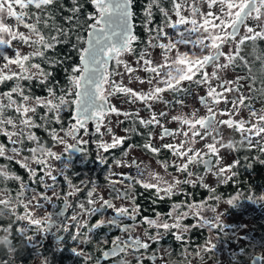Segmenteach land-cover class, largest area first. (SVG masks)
<instances>
[{
    "label": "snow or ice",
    "instance_id": "6c2138e0",
    "mask_svg": "<svg viewBox=\"0 0 264 264\" xmlns=\"http://www.w3.org/2000/svg\"><path fill=\"white\" fill-rule=\"evenodd\" d=\"M55 3L56 0H0V57H3L6 61L0 67V83L15 80L13 87L9 91L0 93V134L7 136L13 145L10 149H6L3 144H0V156H4L9 160L16 158L22 151V147H18L17 145H22L26 138L28 141L36 142V147L29 149L32 153L31 160L40 165L44 172V176L40 177L39 183L43 186L45 192L37 193L36 189L30 188L22 182L20 191L16 197L9 196L11 200L15 201L14 204L10 203L9 199H0V206H2L0 208L8 205L9 207L5 210H12V214H15V207L23 203L25 212L24 215L16 216L17 221H27L29 225L36 226L37 231L42 230L41 225H45V228H47L50 216L40 219L33 215L32 210H38L43 207V204L40 203L41 200L50 202L51 198L47 195L48 190H52L55 194V182L57 178L55 175H52L49 159L59 161L62 157L60 154L39 143V138L31 129L46 127L53 122L61 124V114L71 108L74 110L72 116L74 123L69 125L65 131V135L70 136L74 143L71 145L66 144L65 139L60 137L54 128L49 131V135L54 143L65 145V152L69 149L76 148L83 153L85 150L80 145L86 144L88 141L79 138L78 134L81 129L84 130L85 135L90 134L88 125L92 123L95 125V132L103 135L101 129L106 126V117L109 114H116L117 116L123 115L125 118L131 115L128 112H122L110 103L109 97L117 93L128 95L130 101L133 103L137 100L144 102L150 109L151 104L149 102L160 100V94L164 91L171 90L177 94L186 91L181 87L182 81H192L197 84L207 85V96L199 97V101L208 109V115L199 117L194 110L191 115L181 114L172 116L171 119L178 121L181 125L180 129L174 131L160 125V120L155 113H152L151 118L148 120H139V123L145 127L154 124L160 125L162 128L160 133L161 139L169 136H183L184 139L180 140L178 144H166L163 147L170 150L173 156L182 158V162L176 165L177 172H186L189 178L194 175L189 170L190 165H203L207 171H213L219 165L220 157L218 155L219 148L217 145L221 148L227 147L231 149L235 147L234 142L229 141L225 144L223 139L219 138L220 132L218 125H227L229 128H234L241 133V143H247L249 148L257 147L261 153H264V143L257 141L253 145V138L262 137V134H264V113H258L252 109L250 103L245 104V100L248 99L250 101L251 97H245L243 94H239L232 100L233 108L231 112L222 111L217 113L214 111L221 101L224 103L229 102L226 93L240 92L239 80L241 78L237 77L235 81H222L218 86L221 91H217V88L212 87L209 83L213 78H219L218 73L221 70L230 66L235 67V61L237 59L243 60L239 56V52L246 40L256 41L258 39H264V29L256 32L253 28L247 27L245 24V21L249 17L257 20L261 18L262 13H264V0H172V11L177 17L175 21H172L168 10L161 6L160 0H149L144 9L145 29L149 34L148 46L152 48L159 47L163 50V63H154L146 49L140 51L136 61L137 65L141 66L142 62L143 70L147 73L155 74L157 80L156 85L150 88L148 92H136L124 86L122 82L117 83L112 77L121 75V73L110 70L109 68L110 62L114 61L117 69L123 65L124 71L129 74L136 71V69L122 59L125 53H135L133 44L138 40V37L134 33L133 0H90L95 12L87 14L86 21H91V23L86 22L85 24H80L79 22V13L83 6L79 4V0H71L72 7L65 9L70 14L63 17L65 24L69 25L68 27L57 23L55 14L48 10ZM202 3H207L209 9L219 3L221 6V15H214L211 11L208 13L201 12L200 4ZM154 6L159 8L165 18L164 23L155 29V36L152 35L153 29L148 27L152 22V9ZM17 7L19 11L14 10ZM29 8H34L36 11L30 12ZM184 10L188 11V16L182 14ZM253 13H255V16H253ZM9 18H14L15 30L13 26L6 23V20ZM216 20L219 21L218 24L214 22ZM41 24H43V29L50 30L49 35L46 36L44 34L43 29L40 27ZM210 25L211 27H209ZM20 26L27 29V33L19 31ZM181 26H184L183 30H181ZM242 26L245 27L246 33L236 42L235 54L229 53L225 55L221 50L223 45L230 40L235 41ZM165 27L175 30L179 39L173 41L171 37H168V34L164 31ZM81 30L86 32V37L82 34ZM193 34H196V38L190 39ZM73 36H75L76 42L71 44V50L78 52L79 64L73 65L70 71L65 69L68 80L67 87L61 88L59 95L56 94L53 86L46 87L47 97H33L30 92L26 94L21 81L27 80L31 82L35 79L39 84L47 85V82L54 74L51 71L43 69L39 63L32 62V59L41 58L50 67H55L57 64L63 63L62 60L47 57L46 53L49 50L55 49L60 44H69ZM162 37L167 38L168 42H161ZM13 40H19L29 47H34V50L28 54H22L18 49H14L15 57L11 58L3 49L6 47L11 48ZM206 40L210 42L205 43ZM188 43L198 46L201 50L200 53L190 55L177 51L175 57L170 58L169 53L178 44ZM80 45L85 46L80 47ZM205 50H207L206 55L204 54ZM222 56L226 60L224 64L219 63ZM257 58L259 59V57ZM244 63L247 64L246 61ZM13 64L19 69L18 72L12 71L10 66ZM208 66L213 68L211 74L207 71H202ZM5 69L8 71L5 72ZM250 71L251 68L249 66ZM261 71L264 72V65H262ZM197 73H201V78L194 80ZM136 79L140 80L141 83L145 82L140 77H136ZM251 80L252 84L249 87L250 91L254 92L256 91L254 87L256 79L255 77H251ZM147 82L151 85L152 79H149ZM161 84L164 87H161ZM260 91L264 92V82H262ZM13 94L18 99L14 98ZM209 98L211 103H209ZM177 103H182V101H177ZM37 107H43L46 110L45 114L40 117L43 124H37L34 119ZM241 107H247L249 109V120L241 119L237 121L232 118L234 114L240 111ZM9 110H14L17 115L15 117L8 116L7 112ZM218 114L228 115L229 119L218 120ZM165 115L166 113L164 112L159 114L160 117ZM246 125L248 126L246 127ZM185 126H187V130H184ZM9 127L11 130H9ZM107 130L109 134H112V128L110 126ZM125 131H134V129H125ZM151 136L152 134L149 133V141ZM198 136L202 140L209 136L212 137L213 142L204 145L207 152H203L194 147ZM125 139L127 137H118L112 134L111 143L100 142L98 148L107 152L109 149L122 146ZM129 147L131 148L132 146L130 145ZM144 148L153 153L160 151V149L153 147L150 142L145 143ZM9 152L11 155H7ZM27 161L28 158H25V162L21 166L28 168L30 177L34 179L37 173L29 167ZM99 162L103 164L105 161L103 158H100ZM260 162L264 163V161ZM117 163L119 164L120 162L117 161ZM238 163L239 161H234L232 165L226 168L221 167L215 174L223 175L226 172H230ZM132 166L137 169L135 177L122 174L121 180L110 181V183H123L127 180L130 182L127 186L129 191L132 187L131 182L140 184L145 189L154 188L159 199H164L165 196L171 197L173 194L180 192L179 185L182 183H194L191 179L181 181L175 177L170 182L165 177L151 171L148 172L150 179H144V173L147 171V167H142L135 161L132 162ZM248 166L251 167V165ZM163 167L167 169V163H163ZM57 171L61 174L64 173L59 169ZM231 174L235 175V173ZM0 177L4 180L12 178L20 179V177L10 173L4 167H0ZM45 177L50 178L52 183H47ZM65 179L67 180L68 177L65 176ZM68 186L72 191L66 194L65 205L68 204V197L80 190L79 188H74L70 180L68 181ZM94 191L95 189L88 192L87 203L89 207L85 208L83 204L79 205L82 214L90 218L96 214H102L108 209H112L114 215L107 219L102 218L96 224L88 227L87 233H80L78 231L76 235H73L72 239L76 240L80 235H83L85 242H87L91 238L90 234L97 228L113 226L119 228L121 232H128L129 238L127 240H121L120 237H116L112 241L113 247L103 253V260L115 257L120 253H126L130 248L135 251L148 249V243L143 242L139 237L134 238L131 236V233L137 226V216L140 211L139 206L135 204L134 196H130L129 191H120L114 188L113 191L115 192L116 199L132 200L131 209L125 206L116 207L112 200L103 199L102 197L100 206L96 207L97 201L92 199ZM236 199V197H233L228 203L233 204ZM187 207L189 212L181 213L179 210L182 208V204L176 203L172 205V211L168 215L172 217L174 223L161 222L159 219L144 217L141 223H147L149 227H155L157 229L155 236L148 235L147 230H145V234L148 235L149 240L153 242L162 240L163 235L159 231L161 228L165 231L176 228L180 230V233L187 231L182 226L181 220L193 211H195L196 215L200 216L199 227H208L209 229L220 228L222 230L223 225L220 215H216L213 220L203 215L206 210L215 212V208H210L206 203L189 204ZM156 215L158 218L161 216L160 213ZM124 219L131 220L133 223L122 224V220ZM72 220L78 230L87 226V220L81 222L80 218L76 215H73ZM18 231L21 235H25L28 229L21 227ZM31 239L32 236H27V240L30 241ZM175 239L180 241L182 234H176ZM214 247L215 244L208 241L206 242L204 250L213 251ZM165 251L170 253L169 249H165ZM73 252L77 255H84L82 252H77L76 249H73ZM136 258L138 264H142L141 257L138 256ZM44 264H47V261H44ZM97 264H101V261H97ZM119 264H128V262L121 259ZM261 264H264L262 258Z\"/></svg>",
    "mask_w": 264,
    "mask_h": 264
},
{
    "label": "rangeland",
    "instance_id": "374dc122",
    "mask_svg": "<svg viewBox=\"0 0 264 264\" xmlns=\"http://www.w3.org/2000/svg\"><path fill=\"white\" fill-rule=\"evenodd\" d=\"M166 10H168L172 21H175L177 17L172 11V2H171L170 7L167 8ZM200 11L203 13H208L209 11H211L214 15L218 16V15H221V6L219 3H217L211 9H209L207 3H202L200 4ZM182 14L185 16L189 15L187 10H184ZM253 16H255V13H253ZM164 19L165 18L163 17L162 13H160V20L157 25L158 26L162 25L164 23ZM214 22L217 24L219 23L218 20ZM6 23L10 26H13L15 30V22L13 18L7 19ZM245 24L247 25V27L253 28L254 31L256 32L261 31L262 29H264V13H262V16L259 20L249 17L245 21ZM150 25L151 24H149L148 27ZM183 27L184 26H181V30H183ZM209 27H211V25ZM152 28L154 27L152 26ZM18 30L21 32L27 33V30L23 28V26H20ZM164 31L168 34V37L172 38L173 41L179 39L177 32L175 30L165 27ZM144 32H145V38H144L145 45L143 46V48H138V45H136V42H134L133 47L135 48V53L134 54L125 53L122 57V59L125 62H127V64L132 66L134 69H136V71L132 74H129L124 71L123 65H121L117 69L114 61L112 62V66L110 69V70H115L121 73V75H115L112 77L114 81H116L117 83L122 82L124 86H127L136 92H148L150 88L155 86L157 83L155 74H150L143 70L142 62H141V66L137 65L136 61H137V57L139 56L140 51L146 49L147 52L150 54V58L154 61V63L156 64L163 63V55H162L163 50L160 49L159 47L152 48L148 46L149 34L145 29V24H144ZM245 33H246V29L245 27L242 26L240 33L236 37V40L235 41L230 40L228 43L224 44L223 53H225V55L229 53L235 54L236 42H238L240 37L244 36ZM152 35L155 36L154 31ZM195 38H196V34H193V36L190 39H195ZM161 42L167 43L168 39L165 37H162ZM209 42L210 41H207V40L205 41V43H209ZM14 49H18L22 54H28L29 52L34 50V47H29L28 45L23 44L19 40H13L12 47L11 48L6 47L3 49V51L6 52L9 57L14 58L15 57ZM177 51H179L180 53H188L191 55L194 53L199 54L201 50L198 46H194L192 43L178 44L177 47L173 49L171 53H169L170 58H174ZM204 54L205 55L207 54V50L204 51ZM5 63L6 61L3 59V57H0V67H2L3 64ZM219 63L221 64L226 63V60L223 56L220 59ZM10 67L12 71H17V72L19 71V69L17 68L15 64L11 65ZM7 71L8 70L5 69V72ZM203 71H207L209 74H211L213 71V68L210 66L208 68H205ZM218 76H219L218 79L213 78L211 81H209L212 87L217 88V91H220L218 87L220 82L235 81L237 77H239L241 78L239 80V87L241 88V90L238 93V95L243 94L246 97L249 86H248L247 81L244 79V75L241 72L234 71L233 68L230 66L228 68L221 70L218 73ZM136 77H140V79L144 80L145 82L141 83L140 80L136 79ZM196 77L197 75L194 77V80ZM149 79H152L151 85L147 82ZM191 82L192 81H182L181 82V87H183L186 91H184L182 94H178L176 98L172 96L171 90L164 91L163 93L160 94L161 96L160 100L149 102L151 104L150 109L145 105L144 102H141L139 100L135 101L134 103L131 102L129 96L123 93H121L122 94L121 96H118V95L111 96L109 97V100L112 105H114L117 109L121 110L122 112H128L138 118L146 117L149 119L152 113H155L160 120V125H163V127L167 126L170 128L180 129L181 128L180 123L178 121L172 120L171 119L172 116H177L181 114L191 115V113L194 110L196 112L197 110H199V113H197L199 117H203L208 114V109L205 106H200V101H199V97L207 96V90H208L207 85L193 83V86L191 87L190 86ZM14 83H15V80L12 82V85H14ZM21 83H23V81H21ZM160 86L164 87V85L162 84ZM60 92L61 90L57 91L56 94L59 95ZM13 95H14V98L18 99V97L15 94ZM47 95L48 93L46 92V95L44 97H47ZM226 95H227V99L229 102L224 103L223 101H221L214 109V111H216L217 113H220L222 111L231 112L233 108L232 100L234 99L233 98L234 95L232 93H226ZM177 101H182V103H177ZM209 103H211L210 98H209ZM241 108L243 109L242 110L240 109V111L234 114L232 118L237 121L241 119L246 120V121L249 120V114H247V108L246 107H241ZM39 109H41L40 112H38L40 114L35 113L34 117L40 116V115L43 116L45 114L46 110L43 107H37V110ZM71 110L69 114L73 113V110L72 112ZM161 112L166 113V115L163 117H160L159 114ZM66 113L67 112L65 110L61 114V117H62L61 124H56L54 122L50 124L54 127H58V128L64 127L68 129L69 125L71 123H74V120L72 119V117L68 119L63 118L65 117ZM16 115H17L16 113L12 114L13 117H15ZM124 118L125 117L123 115L117 116L116 114H109L106 117V122H105L106 126L102 127L101 129V132L103 133V135H101L100 133H96L94 131L95 134L93 133L94 135L92 136L91 140L86 144H82L83 147H87V148L90 144H92L91 148L93 149V153L90 154V151L86 150V153L88 156H84L83 158H80L78 160V166L86 165L87 159H85V157H88V160H90V158L93 157L94 161L98 163V166L102 168L103 166L106 165L105 162H107L106 159L108 158V155L113 154L109 158H111L112 161L113 160H115L116 162L119 161L121 167H125L127 165L129 166L133 159L138 160L137 161L138 164H140L142 167L143 166L149 167V170L147 168V171H145L144 173V179H150V177L148 176L149 171L155 172L159 174L160 176L165 177V179L170 182L173 180V177L181 178L182 177L181 173L183 172H167L166 173V169L163 167V163H167V161H170V162L173 161L171 159L173 155H172V152L168 150L167 148H164L163 145L178 144L180 140L184 138L183 136H180L179 138L174 137L171 139H166V137H164L163 139H161L160 138V129H161L160 125H156V124L151 125V127L153 128V129L151 128L152 142L155 148L160 149L158 153L164 154L165 152H167L168 154H170V158L167 161H161L155 158L154 156H152L150 153L141 152L134 146H132L131 148L129 146H117L116 148L109 149L107 152H105L103 149L98 148V144L100 142L111 143L112 134L118 137H127V139L125 140L130 139L128 132L125 131L126 129L124 127L125 121H123L124 123H121V121ZM217 119L227 120L229 119V116L218 114ZM109 126L112 128V134L108 133L107 129ZM247 126L248 125H246V127ZM58 128H57L58 135L65 139L66 144L68 145L72 144L74 141L71 140L70 136L65 135L66 130L64 132L58 131ZM218 128L219 130L221 129L220 138L223 139L225 144H227L229 141H232V142L237 141L235 146H238L241 144V142L239 141L241 139L240 132L236 131L234 128H229L227 125H218ZM9 130H11L10 127H9ZM184 130H187V126H185ZM31 131L34 133L32 129ZM3 136L4 138H6L5 141L7 143V146H5V148L10 149L11 147H13V145L9 141V138L5 135ZM87 138L88 136L83 134L81 140L87 141ZM196 140L197 142L194 145V147L196 149H200L203 152H207V149L204 147V145L206 143L213 142L211 136L206 137L203 140L200 139V137L198 136ZM24 142L33 144V147H35V144H36V142L28 141L26 138L24 139ZM17 146L20 147L19 145ZM217 147L219 148V152H218V155L220 157L219 165H217L213 169V171H205V173H203L202 175L195 176L196 177L195 179H198V182H199L198 184L200 187L203 186L204 188H209L210 190L214 189L218 184L222 182H226L227 180H229L230 177L233 176L231 174L233 173L232 169L230 172H226L223 175L215 174L219 168L221 167L226 168L227 166L232 165L234 162L232 158L230 157L231 153H230L229 148L227 147L221 148L219 147V145H217ZM64 148H65L64 144H57L55 147H52L50 149L56 152L57 154H59L61 150ZM7 155H11V153L9 152L7 153ZM100 158H103V160L105 161L103 164L99 162ZM175 158L176 159L173 161L175 165L182 162V158L176 157V156ZM196 166L197 165H190V170L193 172V170H196L195 169ZM83 168L84 167H82V169ZM130 169L132 170V172H130L131 175H135L137 173L136 167L134 169V167L130 165ZM130 169L127 168L128 171H130ZM112 171L114 173L119 172L116 169H112ZM84 175L85 173L81 174L82 177L80 181L83 180ZM193 177L194 176L190 178L188 177V178L193 180L192 179ZM45 180L47 183L49 182L48 177H45ZM0 184L5 185L6 187L9 185L7 180H4L3 178ZM93 189H95V191L93 192L92 199L96 200L98 204L99 202H101V197L105 199L106 192H104V188L99 185L92 187V190ZM48 191H49L48 192L49 195H53L52 190H48ZM69 191H72V190L71 189L66 190L67 193ZM183 191L184 190H182V192ZM65 196L66 194L64 195V199H65ZM233 197H236L237 199L233 202V204H229L228 201L231 200ZM249 197H251V199H249ZM245 198L246 199H243L240 195L236 194L228 198H223L222 196L216 197L215 202L211 204H209L210 199H212L211 197H205V199H203L202 201L196 202V204L206 203L210 208H215L216 210L215 212L206 210L204 211L203 215L209 218L210 220H213L216 215H220L223 228L222 230H220V228L209 229L208 227H203V228L199 227L198 225L200 221V216L196 215L195 211L190 212L188 216L183 217V219L181 220L182 225H184V222L186 221V219H193V224L197 228L204 230L206 234L205 240L202 242L201 245L190 248L184 253L186 264H250L251 258L255 255L259 256L260 259L262 258V261H264V194L260 196H256V197L253 195H250ZM69 204H71V202H69ZM81 204H83L85 208H87L86 204H84L81 200H77L75 207L72 206V212L74 211L73 215L78 216L81 222H83L84 219L86 218V215L82 214L81 212V209L79 207V205ZM97 204H96V207H97ZM171 211L172 209L169 210L168 214ZM179 211L181 213L189 212V209L188 207L187 208L182 207ZM33 215H35L37 218L43 219L45 213L41 214L39 210H37V213H34ZM72 217H71V221H73ZM98 218L99 220H101L102 218L107 219V215L98 216ZM156 219H159L161 222L174 223V220L169 215H166L164 217L160 216L159 218L157 217ZM99 220H97V222ZM257 221L261 222V228H258L256 226ZM16 223H17V226L15 225V227H18V229L21 227H25L28 229L29 226L30 227L33 226L32 228H29L33 231L28 232L25 235L33 237L34 235L40 236L41 234H43V230L37 231L36 226L29 225L27 221H18ZM184 232L187 233L188 231H184ZM208 241H211L212 243L215 244L213 251L204 250L206 247V242Z\"/></svg>",
    "mask_w": 264,
    "mask_h": 264
},
{
    "label": "flooded vegetation",
    "instance_id": "af4514ba",
    "mask_svg": "<svg viewBox=\"0 0 264 264\" xmlns=\"http://www.w3.org/2000/svg\"><path fill=\"white\" fill-rule=\"evenodd\" d=\"M223 47L221 49L222 52H223ZM112 62L110 63L109 66L110 69L112 66ZM12 86L8 87L5 90L1 89L0 93L9 91L12 88ZM261 87L258 89V91H254V92L250 91V87H249L246 97H251V100L249 101L248 99H246L245 102V104L250 103L251 108L257 111L258 113H264V92L260 91ZM232 94L234 95L233 98L238 96V93L232 92ZM200 106H204V105H200ZM242 109L243 108H241V110ZM197 113H199V110H197ZM12 114H15L14 110H9L7 112L8 116H12ZM247 114H249L248 108H247ZM140 119L148 120L149 118L139 117V120ZM139 120L136 121L139 123ZM165 128H168L169 130H173V131L177 130V128H170L167 126ZM65 130H67V128L64 127L58 128V131L64 132ZM161 131L162 128L160 129V133ZM219 131L221 133V129ZM83 134H84V130L81 129V131L78 134L80 139L82 138ZM46 136L47 137L45 139L39 140V143L43 144L47 148L55 147L57 143L53 142L50 135L46 134ZM262 137H264V134H262ZM262 137H254L253 145H255L257 141L264 143V138ZM171 138L173 137L172 136L166 137V139H171ZM5 140L6 138H4L2 134H0V143H2L4 146H7ZM130 145L136 147L134 144H124V143L122 144V146H130ZM19 146L22 147V151L21 153L18 154L16 158L9 160L4 156H0V167H4L10 173L20 177L19 180L14 178L8 179L7 182L9 183V185L7 187L3 184H0V198H3V196L5 195L15 198L17 193L20 191L22 182L24 184H27L30 188L36 189L37 193L45 192V189L39 183L40 177L44 176V172L41 169L40 165L36 164L34 161L31 160L32 153L29 151V149L33 148V144L23 143L22 145ZM80 147L85 150L82 153V155L84 156L87 155L86 153L87 147H83L82 145H80ZM249 149L251 152L259 151L257 147H252ZM68 151L65 152V148L61 150L59 154L62 157L59 161L55 159H49V163L52 168V175H55L57 179L55 182V194L53 193V195H49L48 193L49 191H47V195L51 198L50 202H45L43 200L40 201V203L43 204V207L38 209L39 212L41 214L45 213L44 217L50 216V220L47 228H45V225H41L43 234H41L40 236L34 235L32 239L29 241L27 240L28 235H25L24 237V235H21L20 232L18 231V227H15V225L17 226L16 222H18L16 220V216L22 215L25 212L23 203L15 207L14 209L15 214H12V210H8L10 212L9 218H0V235L3 234V229L5 227L10 228L11 239L13 240L14 244L20 246V250L15 254V264H44V258L47 259V264H97V261H101V264H119V261L121 259L126 260L128 264H138V260L136 258L138 256L141 257L142 264H186L184 253L190 249L189 244L191 240L189 238V235L190 232L193 230V224L191 223H190L191 225L185 224V222H187L188 220L192 221L193 219H186L184 225H182L184 228L187 229L188 231L187 233L185 232L180 233V231L176 228H172L167 231H165L162 228L159 229L160 233L163 235V239L159 240L158 242H153L148 238V235L155 236L157 234V229L155 227H149L147 223H141V221H143L144 217H148L150 219H156L157 213H160L161 216L163 217L168 215L169 210L172 209V205L176 203H180L182 204L183 208H187V205L189 204H196V202L202 201L199 200L198 198L193 199L192 198L193 196L190 193L192 189L199 187L198 179H195L196 178L195 176L198 175L200 172L198 166L195 167L196 170H193L194 173L193 175L194 177L192 178L194 181L193 184L182 183L179 185L181 189L180 192L173 194L171 197L165 196L164 199H159L156 195V191L154 188L145 189L140 184L131 182L132 187L131 190L129 191L127 186L130 182L127 180H125L123 183H119V182L116 184L110 183V181L121 180L122 174L131 175L130 172H132V170L130 169V165L132 166L133 161H135L138 164L137 162L138 160L133 159L129 166L127 165L125 167H121L120 163L118 164L115 160L112 161L108 155V158L106 159L107 162H105L106 165L103 166L102 168L98 166V168L100 169V173L102 174H99L94 170L95 175L99 174L98 176H95V175H90L89 171H87V174L84 171H80L78 168V160H79L78 155L72 156L69 154ZM254 156L258 158L257 154ZM25 158H28L27 162L29 164V167L31 169H34L37 173L34 179L30 177L29 169L21 166V164L25 162ZM175 159L176 158L173 156L172 160L174 161ZM173 161H171V168H170L172 170H170L167 167L169 170L166 169V173L177 172L176 165L174 164ZM127 168H129L130 171H128ZM147 168L149 170V167ZM57 169L63 171L64 173L61 174L59 171H57ZM112 169H116L119 172L114 173ZM189 170H190V166H189ZM84 173H85L84 178L82 181H80L82 177L81 174ZM181 174H182L181 178L177 177L179 180L184 181L186 179H189L186 172H183ZM65 176L68 177L67 180L65 179ZM131 176L135 177L136 174ZM69 180L71 181L74 188H79L80 190L74 192L71 198L69 196L68 204L65 205L64 195L67 194L66 190L70 189L68 186ZM1 181H2V177H0V182ZM48 183L49 184L52 183L50 178ZM98 185L104 188V192H106L105 199L112 200L113 204L116 207L125 206L131 209L132 200L116 199L115 192L113 191L114 188L120 191H129V195L134 196L136 205H138V200L140 203V199H142L144 196L147 195L151 196L152 208H150V210L142 211L141 206L138 205L140 211L137 216V226L135 230L131 233L132 237L134 238L139 237L143 242L148 243L149 244L148 249L146 250L140 249L139 251H135L130 248L126 253H120L115 257H112L107 260H103L102 259L103 253L105 251H109L113 247L112 241L116 237H120L121 240H127L129 238L128 232H121L119 228L113 226H102L97 228L93 233L90 234L91 238L87 240V242H85V238L83 235H80L79 238L76 240L72 239L73 235H76L78 231L80 233H87L88 227H91L93 224L97 222V220H99L98 216L107 215V218L108 216L110 218L114 215L113 210L108 209L104 211L102 214H96L94 216H91L90 218L86 216L84 220H87V226L79 230L77 229L75 223L71 221V217L74 212V211L72 212V206L75 207L77 200H81L84 204L87 205V207H89L87 203L88 192L92 190V187ZM182 190L184 191L182 192ZM29 195H31V193H29ZM175 198H181V201L178 202L173 201L171 203L169 202V200H173ZM161 201L168 202L167 212H163V211L159 212L158 210H156L158 204ZM69 202H71V204H69ZM99 206H100V202L97 204V207ZM32 211L33 214L37 213V210H32ZM151 214L153 216H150ZM132 223L133 222L128 219L122 220V224H132ZM32 227L29 226V228ZM29 228H28L29 231H27V233L33 231ZM145 230H147L148 235L145 234ZM176 234H182V239L180 241H177L175 239ZM73 249H76L77 252L84 253V255L75 254L73 252ZM165 249H169L170 253L166 252ZM5 262H8V257L5 254L0 255V264H5ZM10 264H12V262H10Z\"/></svg>",
    "mask_w": 264,
    "mask_h": 264
},
{
    "label": "trees",
    "instance_id": "16d2710c",
    "mask_svg": "<svg viewBox=\"0 0 264 264\" xmlns=\"http://www.w3.org/2000/svg\"><path fill=\"white\" fill-rule=\"evenodd\" d=\"M149 2V0H133L132 10L134 13L133 17V23L135 25L134 27V33L138 37V40L136 41V45H138V48H143L145 45L144 38H145V32H144V24H145V16H144V9L145 5ZM172 0H160L161 6H163L165 9L169 8L171 5ZM79 4L83 7L81 8V11L79 13V22L80 24L91 23V21H86V17L88 13H94L95 9L93 5L90 3V0H79ZM63 5V7H61ZM72 3L71 0H56V3L49 7V11H52L55 14L56 22L63 25L64 27H68L69 25L65 24L63 17L68 16L70 13L65 11L66 8H71ZM14 10L19 11L18 7ZM30 12H35L36 10L34 8H29ZM160 10L158 7H153L152 9V22L149 28L153 29L155 33V29L157 28V24L160 20ZM14 19V18H13ZM15 22V20H14ZM152 26L154 28H152ZM40 27L43 29V24L40 25ZM27 30V29H26ZM44 34L47 36L50 34L49 29H43ZM82 34L86 37V32H83L81 30ZM75 36L72 37V40L69 44H60L55 49L47 51L46 55L50 58H55L58 60H62L63 63L57 64L55 67H50L48 63H46L41 58H33L32 62L39 63L43 69L46 71L53 72V76L49 79L47 82V85L39 84L37 80H33L31 82L24 80L23 81V87L25 89L26 94L30 92V94L33 97H44L46 95V87L47 86H53L55 91H60L61 88L67 87L68 80H67V73L65 72V69L68 71L71 70L73 65L79 64V56L77 51L71 50V44L75 43ZM85 45H80V47H83ZM239 56L243 58L237 59L235 61V67H232L234 71L241 72L244 75V79L247 81L248 86L252 84L251 77H255L256 83L254 84V87L256 91L262 86V82H264V72L261 71L262 65H264V40L258 39L256 41L246 40L245 43L241 46ZM259 57V59L257 58ZM244 61L247 62V64L244 63ZM254 63V64H253ZM249 66L251 68V71L249 72ZM203 71V70H202ZM201 78V73H197L196 79ZM14 80H8L3 83H0V90L1 89H7L12 85V82ZM194 82H191L190 86H193ZM183 88V87H182ZM184 89V88H183ZM184 91L178 93L182 94ZM257 93V92H256ZM177 93L172 92V96L174 98L177 97ZM258 94V93H257ZM118 96H121L120 93L117 94ZM259 95V94H258ZM41 109L37 110L36 113L40 112ZM71 108L66 110L65 117L63 118H70L72 117V114H69ZM73 110V109H72ZM71 110V112H72ZM74 112V110H73ZM40 114V113H38ZM39 117V118H38ZM40 116H35L34 119L37 124H43V121H41ZM136 120H139L138 117L134 115H130L128 118H124L123 121H125L124 127L126 129H134V131H128V134L130 136L129 140H125V144H134L138 150L144 153H150L155 158L161 160V161H167L170 158V154L165 152L164 154L160 153H153L149 151L148 149L144 148V144L150 142L151 145L154 147L152 142V136L149 141V133L151 132V125L148 127H145L141 124H139ZM57 129L58 127H54L51 124H48L46 127H36L32 130L34 131V134L39 138V140L45 139L47 135H49V131L51 129ZM48 133H47V130ZM174 138V137H173ZM241 142V139L239 140ZM237 142V141H236ZM236 142L234 144L236 145ZM26 143V142H23ZM90 144L87 148V151H90V154L93 153V149L91 148ZM119 150V149H118ZM230 150V157L233 161H239V163L232 168V172L235 173L232 177L229 178L226 182H222L218 184L214 189L210 190L209 188H204L203 186L196 187L195 189H192L190 191L191 195L193 196V199L198 198L199 200L205 199V197H211L209 204L215 202V198L222 196L223 198L232 197L236 194L240 195L243 199H246L245 197H248L250 195L253 196H260L264 194V163H261L260 161H264V153H260L259 151L251 152L247 143H241L238 146H235L234 148H229ZM117 151V150H115ZM258 156V159L256 155ZM113 154H109V157ZM88 156V155H85ZM79 159L83 158L84 155L82 153L78 154ZM173 157V156H172ZM175 157V156H174ZM86 165L78 166L80 168V171H84L87 174V171L90 172V175H95L94 170L96 172L100 173V169L98 168V163L94 161V158L91 157L90 160H88V157H85ZM172 159V158H171ZM168 168H171V162L167 161ZM248 165H251L249 167ZM200 169L199 174L202 175L205 173V169L203 165H197ZM82 167H84L82 169ZM167 168V169H168ZM82 169V170H81ZM168 169V170H169ZM172 170V169H170ZM98 174V175H99ZM196 174V173H195ZM198 174V175H199ZM95 175V176H98ZM215 197V198H213ZM178 202L181 201V198H175L173 200H169V202ZM151 196L147 195L144 196L142 199H140V203L138 200V205L141 206L142 211L150 210L152 208L151 206ZM167 201H161L156 210L167 212ZM155 210V211H156ZM150 216H153L152 214ZM193 224V220H188L185 222V224ZM257 227L261 228V222L257 221ZM190 224V225H191ZM205 232L204 230H201L200 228H197L193 224V230L190 232L189 238L191 240L190 242V248H193L195 246H199L202 244V242L205 240ZM4 254L2 250H0V255ZM252 259V258H251Z\"/></svg>",
    "mask_w": 264,
    "mask_h": 264
},
{
    "label": "clouds",
    "instance_id": "9594fccd",
    "mask_svg": "<svg viewBox=\"0 0 264 264\" xmlns=\"http://www.w3.org/2000/svg\"><path fill=\"white\" fill-rule=\"evenodd\" d=\"M0 199H9L10 203H15L14 200H11V198L6 195ZM8 207V205H5L3 208H0V218H9L10 212L8 210H5ZM0 250H2L8 257L7 264H10V262H12V264H15V254L20 250V246L14 244L13 240L11 239V231L7 227L3 229V234L0 235ZM44 261H47V259L44 258Z\"/></svg>",
    "mask_w": 264,
    "mask_h": 264
},
{
    "label": "water",
    "instance_id": "95a60500",
    "mask_svg": "<svg viewBox=\"0 0 264 264\" xmlns=\"http://www.w3.org/2000/svg\"><path fill=\"white\" fill-rule=\"evenodd\" d=\"M242 28V27H241ZM241 30V29H240ZM240 33V32H239ZM238 33V34H239ZM111 63V62H110ZM109 66H110V64H109ZM208 67H210V66H208ZM208 67H206V68H208ZM200 105H202L201 103H200ZM73 114H74V112H73ZM88 128H89V133L90 134H88L87 136H88V142L91 140V138H92V136H93V133H94V124H92V123H90L89 125H88ZM220 132V131H219ZM69 154L70 155H72V156H76V155H78V154H80L81 152L78 150V149H76V148H72V149H69ZM204 169H205V167H204ZM205 171H207L206 169H205ZM250 264H261V259H260V257L259 256H257V255H255V256H253L252 257V259H251V263Z\"/></svg>",
    "mask_w": 264,
    "mask_h": 264
}]
</instances>
